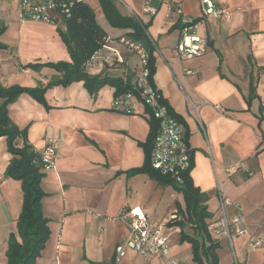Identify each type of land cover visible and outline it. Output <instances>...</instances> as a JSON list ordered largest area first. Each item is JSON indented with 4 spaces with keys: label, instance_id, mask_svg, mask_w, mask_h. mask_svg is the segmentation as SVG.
<instances>
[{
    "label": "crops",
    "instance_id": "0c3cea01",
    "mask_svg": "<svg viewBox=\"0 0 264 264\" xmlns=\"http://www.w3.org/2000/svg\"><path fill=\"white\" fill-rule=\"evenodd\" d=\"M22 1L0 0L5 24L0 34V84L4 87L47 85L59 73L25 66L71 62L59 33L66 29L62 15L50 10L53 24L23 21ZM82 1L95 12L106 33L102 48L86 63L85 71L133 84L139 57L118 42L129 31L109 25L99 0ZM211 1L235 12L230 22L210 17L198 24L196 33L205 34L209 42L206 53L192 60L180 59L175 48L182 37V23L189 18L201 21V0H115V4L122 16L147 26L155 48L153 83L184 126L193 158L190 176L207 196L214 217L211 234L212 225L222 217L223 200L241 208L249 235L235 236L231 242L212 235L221 242L219 258L222 243L228 241L241 264H264V246L255 251L248 247L252 238H264V153L260 149L264 141V0ZM146 4L157 9L155 16L144 13ZM171 4L181 5L182 15H169ZM114 99L111 86L93 97L83 82H74L48 89L46 105L23 94L8 107L9 117L28 130V141L35 149L43 151L49 140L57 143L54 168L42 182L43 212L50 220L51 236L36 264H116L114 249L128 239L123 214L140 208L151 219L146 198L157 182L147 175H129L144 163L140 143L149 135V115L140 103L130 114L116 111ZM192 105L199 107L198 115ZM10 160L7 140L0 137V264H7L9 239L17 230L23 206L21 183L5 176ZM231 168L236 171L228 172ZM170 207L165 222L156 224H166L171 257L180 264H194L192 256L176 253L181 229L170 225L177 214ZM226 214L231 218L236 209L226 207ZM138 257L129 254L119 264H136ZM143 260L144 264H164Z\"/></svg>",
    "mask_w": 264,
    "mask_h": 264
},
{
    "label": "trees",
    "instance_id": "16d2710c",
    "mask_svg": "<svg viewBox=\"0 0 264 264\" xmlns=\"http://www.w3.org/2000/svg\"><path fill=\"white\" fill-rule=\"evenodd\" d=\"M99 3L111 27L129 31L125 37L143 44L149 51V67L153 83L152 76L156 70L155 48L148 37L147 26L134 17L122 16L116 7L115 0H99ZM62 17L66 29H60L59 33L67 47L71 62L25 66L34 70L48 67L54 69L59 75L51 79L47 85L39 84L34 88L18 85L4 87L0 84V137L6 138L11 155L5 176L19 181L23 191V206L17 219V230L10 236L8 243L7 264H36L51 236L50 220L43 212V199L46 194L42 189V182L48 171L44 152L38 151L29 143L28 130L20 129L11 120L8 107L23 94H28L39 103L46 105L45 94L48 89L55 86L67 87L74 82H83L93 97H96L98 91L105 86L115 88V97L129 92L136 94L134 85L129 81L121 78L91 76L85 71L86 63L102 48L106 36L97 22L95 12L82 2L71 9L69 16L62 14ZM0 48L3 46L0 45ZM163 103L169 107L165 100ZM146 109L149 115L150 131L147 140L140 143L144 150V163L140 168L131 170L129 175H147L158 185H172L182 193L185 198V209L180 208L177 212L181 219L169 224L181 229L180 242L191 245L194 264H220L218 251L221 242L210 232L214 217L209 211L207 196L194 186L191 172L184 176L181 183H176L169 177L162 176L152 166L151 154L159 131V121L150 109ZM169 109L173 113L170 107ZM110 264L115 262L112 261Z\"/></svg>",
    "mask_w": 264,
    "mask_h": 264
},
{
    "label": "built area",
    "instance_id": "2783aa9c",
    "mask_svg": "<svg viewBox=\"0 0 264 264\" xmlns=\"http://www.w3.org/2000/svg\"><path fill=\"white\" fill-rule=\"evenodd\" d=\"M82 0H48L40 3L30 0H23L20 5L21 20L42 22L53 24L50 10L58 11L61 15H70L71 9L82 3ZM202 16L201 21L189 18L182 23V37L175 48L176 54L182 60H192L202 57L207 50L208 37L205 34L198 35L196 28L202 20L214 17L230 22L235 11L228 7H217L211 0H201ZM237 11H241L238 9ZM176 12L182 15L183 8L179 4L169 6V15ZM144 13L155 16L157 9L150 4L144 7ZM196 20L198 22H196ZM4 24L0 18V34H2ZM118 42L135 53L140 60V69L133 83L135 93H126L115 97L113 109L121 113L130 114L134 111L136 103L144 105L152 111L154 117L159 121V131L154 141L151 161L154 170L162 176L169 177L176 183H181L186 174L193 168V158L191 148L185 136V129L177 116L171 113L168 106L163 103V98L159 89L151 81V71L149 67L150 53L141 43L122 36ZM188 74H192L188 72ZM207 103V102H205ZM199 107L192 105V112L198 115ZM261 152L264 153V141L261 144ZM57 143L49 140L44 152V160L47 163V170L54 168L56 159ZM231 168L228 172L234 173ZM226 207L236 209V214L229 218L226 214ZM177 214L172 219H176ZM122 219L127 225L128 239L115 249V259H123L129 254L138 255L146 260H161L164 264H180L171 257L170 236L166 233V224L153 223L149 217L140 209L134 208L123 214ZM241 208L238 204L226 199L222 201V217L212 225V235L217 238H226L230 242L233 237L247 236L249 231L243 225ZM264 246V238H252L249 242L250 250H258Z\"/></svg>",
    "mask_w": 264,
    "mask_h": 264
},
{
    "label": "rangeland",
    "instance_id": "374dc122",
    "mask_svg": "<svg viewBox=\"0 0 264 264\" xmlns=\"http://www.w3.org/2000/svg\"><path fill=\"white\" fill-rule=\"evenodd\" d=\"M150 197H147V206L150 210V216L152 222H165V218L169 216V211L171 209L170 206H173L175 210H173L174 213L178 212V209L182 208L185 209V198L182 193L178 192L174 186L172 185H166L162 186L155 184V188L151 190L150 193H148ZM181 216L177 213V218L173 219V221L180 220ZM177 227V226H176ZM234 241V240H233ZM176 249V253H181L182 256H192V248L191 245L187 242L185 243H179L174 245ZM115 257V249L113 258ZM116 260V259H115ZM122 259H117L116 264H119V262ZM144 260L142 257H138L136 264H144ZM193 262V261H192ZM220 263L221 264H241L239 262L238 257L234 253V250L232 249L231 243L228 241H225L222 243V249L220 251Z\"/></svg>",
    "mask_w": 264,
    "mask_h": 264
}]
</instances>
